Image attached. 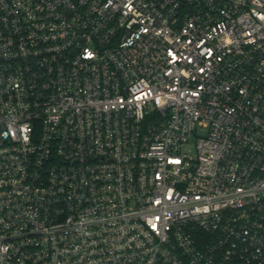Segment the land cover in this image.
<instances>
[{
    "label": "built area",
    "instance_id": "2783aa9c",
    "mask_svg": "<svg viewBox=\"0 0 264 264\" xmlns=\"http://www.w3.org/2000/svg\"><path fill=\"white\" fill-rule=\"evenodd\" d=\"M0 264H264V0H0Z\"/></svg>",
    "mask_w": 264,
    "mask_h": 264
},
{
    "label": "rangeland",
    "instance_id": "374dc122",
    "mask_svg": "<svg viewBox=\"0 0 264 264\" xmlns=\"http://www.w3.org/2000/svg\"><path fill=\"white\" fill-rule=\"evenodd\" d=\"M191 149H193L192 147H189L188 149H187V151H189V150H191Z\"/></svg>",
    "mask_w": 264,
    "mask_h": 264
}]
</instances>
